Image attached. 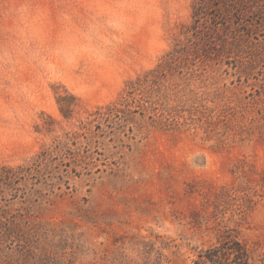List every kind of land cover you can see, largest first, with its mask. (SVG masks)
Wrapping results in <instances>:
<instances>
[{
	"label": "rangeland",
	"instance_id": "rangeland-1",
	"mask_svg": "<svg viewBox=\"0 0 264 264\" xmlns=\"http://www.w3.org/2000/svg\"><path fill=\"white\" fill-rule=\"evenodd\" d=\"M158 63L152 100L173 124L137 115L113 171L0 200L18 226L0 231V264H193L227 229L264 262V0H0V165L29 162Z\"/></svg>",
	"mask_w": 264,
	"mask_h": 264
},
{
	"label": "trees",
	"instance_id": "trees-1",
	"mask_svg": "<svg viewBox=\"0 0 264 264\" xmlns=\"http://www.w3.org/2000/svg\"><path fill=\"white\" fill-rule=\"evenodd\" d=\"M198 8L194 11L195 21L199 19ZM167 53L164 62H173L186 53L178 46ZM166 65V64H165ZM164 63L130 81L120 97L105 107L97 108L90 114L91 119L81 128L64 132L47 147L38 152L29 162L16 166L0 165V200L9 206L18 196L22 203L32 204L50 199L70 191L73 177H92L108 170H114L122 158L125 148L137 137L140 126L136 116L149 120L150 124L169 127L172 116L166 117L152 100V95L160 94L156 88L163 75ZM66 96H59L57 103L65 118L72 112ZM172 118V119H171ZM92 127V128H88ZM113 142L108 146L107 139ZM7 196V197H6ZM6 205H4L6 207ZM15 217V216H14ZM12 216L0 206V231L10 235L17 229ZM6 220L3 222L2 220ZM13 233V232H12ZM153 264H167L158 255ZM193 264H264L255 251L244 243L232 229H227L219 240L198 253Z\"/></svg>",
	"mask_w": 264,
	"mask_h": 264
}]
</instances>
